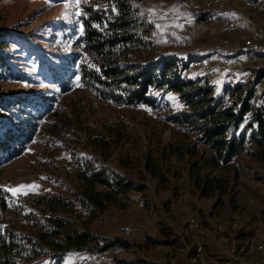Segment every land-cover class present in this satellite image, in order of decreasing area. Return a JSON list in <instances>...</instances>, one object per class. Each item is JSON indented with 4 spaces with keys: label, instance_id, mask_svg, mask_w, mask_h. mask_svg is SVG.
<instances>
[{
    "label": "rangeland",
    "instance_id": "374dc122",
    "mask_svg": "<svg viewBox=\"0 0 264 264\" xmlns=\"http://www.w3.org/2000/svg\"><path fill=\"white\" fill-rule=\"evenodd\" d=\"M80 2L0 0V41L6 40L2 49L9 54L6 89L48 107V111L37 118L33 139L22 153L0 160V192L9 203V211L0 213V217L8 221H0V225L16 224L20 231L29 232L35 220L45 217L33 205L32 198L44 193L74 196L77 193L74 169L79 163L88 162L131 176L147 188L132 191L127 207L112 205L89 222L93 234L103 239H118L123 244L96 253L72 250L63 256L61 264H119L121 260L192 264L187 245L192 244L195 234L189 226L193 213L202 217L205 226L202 240L206 255L214 262L220 261L218 256L222 250H231L233 238L264 242V148L256 142H248L245 151L235 157L229 167L205 169L203 174L223 179L224 186L211 193H204L192 175L191 168L197 158L174 156L168 161L161 160L164 169L170 168L167 172L170 180L162 184L152 177L145 170L146 154L151 150L157 155L156 147L177 141L180 127L170 122L167 115L184 106L177 92L161 94L159 90L153 92L159 104L156 107L103 101L80 89L77 78L69 79L64 73L75 70L77 61L74 66L67 61L81 52L76 41L81 32ZM134 2L151 24L147 37L157 46L158 58L178 57L187 63L184 76L199 78L191 66L192 59L206 54L227 34L220 12L209 11L213 18L207 21L203 17L209 12L195 0ZM162 10L166 11L165 16L160 15ZM184 15H189V19L181 20ZM195 19L206 22L205 28L199 29ZM224 88L219 83L215 93ZM31 105L30 102L11 104L6 111H1L0 117L5 115L9 121L17 122L19 117L26 116L25 111H35ZM73 106H77L79 113L78 117L74 116L76 127L64 134H51L49 124L57 109L63 107L70 112ZM106 124L120 132L119 136L115 135L117 140L108 158L106 151H98L84 142L85 132L81 128L90 125L98 132ZM207 152L210 151L207 149ZM123 159H131L132 165L125 168ZM33 184L38 187L19 189L20 185ZM11 189L19 190L13 193ZM70 216L77 226L83 227L89 221L90 210L77 204V211ZM219 224H226V231L219 232ZM163 228L171 231L174 244L162 241L167 238ZM57 262L53 257L37 260V264Z\"/></svg>",
    "mask_w": 264,
    "mask_h": 264
},
{
    "label": "trees",
    "instance_id": "16d2710c",
    "mask_svg": "<svg viewBox=\"0 0 264 264\" xmlns=\"http://www.w3.org/2000/svg\"><path fill=\"white\" fill-rule=\"evenodd\" d=\"M80 5L81 32L76 41L81 52L67 61L70 66L77 61L75 70L64 73L69 79L77 78L80 89L103 101L156 107L159 104L153 92L159 90L161 94L177 92L184 106L167 115L170 122L180 127L177 141L156 147L157 155L151 150L146 154L145 170L152 177L162 184L170 180L167 175L170 168L164 169L161 160L168 161L174 156L197 158L191 168L192 175L204 193H211L224 186L223 179L203 174L205 169L229 167L233 159L245 151L248 142H256L264 148V105L252 103L253 92L247 91L245 85L226 87L221 93H215V86L201 76L185 77L187 63L178 57L158 58L157 46L147 37L151 24L134 0H81ZM211 18L212 12L203 17L207 21ZM6 44L5 39L0 41V114L9 105L24 102H30L35 111H25L26 116L19 117L17 122L9 121L5 115L0 117V160L22 153L33 139L37 118L48 111L43 102L34 103L23 94L6 89L9 54L2 49ZM228 93L232 100L224 105ZM249 112L252 119L244 123ZM74 116H79L77 106L70 112L58 108L49 124L51 134L60 135L74 129ZM81 128L85 132L84 142L98 151L103 149L108 158L119 130L111 124L104 125L98 132L90 125ZM132 163L131 159L122 160L125 168ZM74 176L77 190L74 196L44 193L32 198L33 205L45 217L33 222L30 233L20 231L16 224L0 225V264H37L43 257H53L61 264L63 256L72 250L96 253L123 244L118 239H103L93 234L89 222L112 205L127 207L131 192L144 191L146 185L106 165L95 167L88 162L79 163ZM77 204L90 210L89 221L83 227L77 226L70 216L77 211ZM8 211L6 195L0 192V213ZM0 221L6 223L8 219L0 217ZM162 231L167 237L162 241L174 244L171 231L166 228ZM119 264L143 263L121 260Z\"/></svg>",
    "mask_w": 264,
    "mask_h": 264
},
{
    "label": "built area",
    "instance_id": "2783aa9c",
    "mask_svg": "<svg viewBox=\"0 0 264 264\" xmlns=\"http://www.w3.org/2000/svg\"><path fill=\"white\" fill-rule=\"evenodd\" d=\"M195 2L201 5L204 11H219L227 30V34L221 37L214 48L192 59L191 66L197 75L214 84L215 89L219 83L225 88L243 84L247 91L253 92L252 103L264 105V0H195ZM150 15L153 16L154 13ZM160 15L165 16L166 11H160ZM189 17L184 15L181 20H188ZM196 25L203 29L206 22L198 19ZM231 100L232 95L228 93L223 104L228 105ZM251 119L252 112H249L244 123L250 122ZM189 226L195 234L192 237V244L187 245L188 259L192 264H208L202 240L205 226L199 213L190 216ZM226 229V224L217 225V230L221 233ZM230 244L231 251L237 256L249 257L246 264H264V242L233 238Z\"/></svg>",
    "mask_w": 264,
    "mask_h": 264
},
{
    "label": "crops",
    "instance_id": "0c3cea01",
    "mask_svg": "<svg viewBox=\"0 0 264 264\" xmlns=\"http://www.w3.org/2000/svg\"><path fill=\"white\" fill-rule=\"evenodd\" d=\"M249 258V257H247ZM246 257L236 255V253L231 250H222L221 254L218 256L220 261H212L211 258L207 255L208 264H246ZM217 262V263H216ZM219 262V263H218Z\"/></svg>",
    "mask_w": 264,
    "mask_h": 264
},
{
    "label": "snow or ice",
    "instance_id": "6c2138e0",
    "mask_svg": "<svg viewBox=\"0 0 264 264\" xmlns=\"http://www.w3.org/2000/svg\"><path fill=\"white\" fill-rule=\"evenodd\" d=\"M159 27V26H158ZM35 187H38L37 185H20L19 186V189H25V188H28V189H33ZM19 189H11V191H13V193L17 192ZM26 194V193H25Z\"/></svg>",
    "mask_w": 264,
    "mask_h": 264
}]
</instances>
